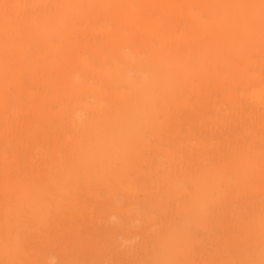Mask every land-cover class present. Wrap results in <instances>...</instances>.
Listing matches in <instances>:
<instances>
[{"label": "rangeland", "instance_id": "374dc122", "mask_svg": "<svg viewBox=\"0 0 264 264\" xmlns=\"http://www.w3.org/2000/svg\"><path fill=\"white\" fill-rule=\"evenodd\" d=\"M249 1L0 0V264H264Z\"/></svg>", "mask_w": 264, "mask_h": 264}, {"label": "bare ground", "instance_id": "6f19581e", "mask_svg": "<svg viewBox=\"0 0 264 264\" xmlns=\"http://www.w3.org/2000/svg\"><path fill=\"white\" fill-rule=\"evenodd\" d=\"M249 4H248V6H249V8H250V10H251V14H250V21L251 22H253L254 21V17H255V15H256V9H259L260 7H261V4H264V0H250L249 2H248ZM20 6V3H18L17 4V6ZM107 25V24H106ZM106 25H102V26H100L99 27V30H101V31H104L105 29H106ZM100 40V39H99ZM99 40L96 42V44L93 46V48H95L96 49V54H100V50H99V48H98V46H99V44H98V42H99ZM58 53V52H57ZM89 65V64H88ZM94 65V64H93ZM89 68H90V70H91V75L92 76H94V78H95V80L94 81H90L89 80V86H88V88H87V92H88V94H89V96H92V98H93V100L95 99V98H100L101 96H103L104 95V92H103V90L101 89V88H99L98 86H97V84H98V82H96V78H97V76H98V72H99V70H100V68L99 67H94V66H92L91 65V67H90V65L88 66ZM87 70V69H86ZM140 70H142V69H140ZM117 71H118V68H117ZM138 72H137V75H136V77H135V81L134 82H132L131 83V85L132 86H135L137 89H138V91H139V94L142 96V98L144 99V100H140L137 104H143V105H145V104H150V103H152V93H153V88H152V90H150L149 89V83L150 82H152V81H155V79H152V78H148V76L146 77V78H143V76H141L140 74H139V76H140V78H141V80H138ZM113 80V77L112 78H110V81H112ZM256 89H254V90H252L251 91V95L252 96H255V97H257V96H259L260 94H261V92H262V90H263V86H262V88H261V90H257V91H255ZM242 97L244 98L245 97V94L244 93H242ZM258 98V97H257ZM95 103L96 102H94L93 104L95 105ZM16 104H18L19 105V103H16ZM85 104V103H84ZM83 103L80 105V108H81V110H85V109H87V106L86 105H84ZM15 109H17V108H15ZM78 110H80V109H78ZM13 111V110H12ZM15 112V111H14ZM13 113V112H12ZM15 113H17V111L15 112ZM14 113V114H15ZM76 113H78V111L76 112ZM145 114V113H144ZM17 116V115H16ZM79 117V115L78 114H75V120L77 121V118ZM172 159V158H171ZM170 159V160H171ZM173 160V159H172ZM126 187H127V191L128 192H130L131 190H132V187L130 186V185H126ZM131 189V190H130ZM134 190V189H133ZM25 210H27V205L24 207V209L22 210V212L23 211H25ZM27 213V212H26ZM128 213V212H127Z\"/></svg>", "mask_w": 264, "mask_h": 264}]
</instances>
